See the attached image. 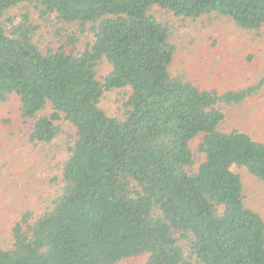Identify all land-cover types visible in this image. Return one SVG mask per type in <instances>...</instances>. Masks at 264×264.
Masks as SVG:
<instances>
[{
  "label": "trees",
  "instance_id": "trees-1",
  "mask_svg": "<svg viewBox=\"0 0 264 264\" xmlns=\"http://www.w3.org/2000/svg\"><path fill=\"white\" fill-rule=\"evenodd\" d=\"M153 7L264 27V0H0V104L15 96L28 141L50 152L61 136L66 152L0 264H264V219L232 170L264 182V142L220 126L264 72L221 93L172 76L171 27ZM112 91L119 117L100 105ZM16 169L0 166L6 191L22 188Z\"/></svg>",
  "mask_w": 264,
  "mask_h": 264
},
{
  "label": "rangeland",
  "instance_id": "rangeland-1",
  "mask_svg": "<svg viewBox=\"0 0 264 264\" xmlns=\"http://www.w3.org/2000/svg\"><path fill=\"white\" fill-rule=\"evenodd\" d=\"M151 13L171 27L170 40L176 46L169 66L172 76L221 93L228 88L253 85L264 72V27L242 29L229 17L214 13L179 18L156 7L151 8ZM100 105L109 115L119 117L117 92L106 93ZM17 109L18 100L13 95L0 104V166L16 168L18 165L20 169L14 171L13 179L22 185L21 189L6 191L9 179L0 177V246L3 247L7 245L12 221L21 210H31L34 215L41 211L55 188L49 179L58 175L60 163L66 158L61 136L53 143L57 150L50 149V152L46 145L28 141V129L18 117ZM224 111L222 128L236 127L264 142V87L244 102L225 107ZM197 142L195 138L192 145ZM232 170L242 180L245 205L264 219V182L245 168L233 166Z\"/></svg>",
  "mask_w": 264,
  "mask_h": 264
}]
</instances>
